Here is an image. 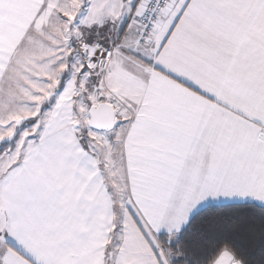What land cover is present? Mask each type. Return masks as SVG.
<instances>
[{"label": "snow or ice", "instance_id": "1", "mask_svg": "<svg viewBox=\"0 0 264 264\" xmlns=\"http://www.w3.org/2000/svg\"><path fill=\"white\" fill-rule=\"evenodd\" d=\"M0 264H264V0H0Z\"/></svg>", "mask_w": 264, "mask_h": 264}]
</instances>
